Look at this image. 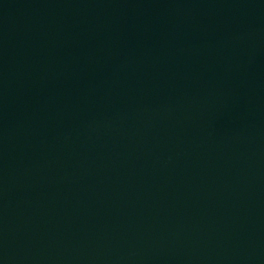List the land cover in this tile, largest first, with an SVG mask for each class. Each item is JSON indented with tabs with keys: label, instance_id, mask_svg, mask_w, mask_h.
<instances>
[{
	"label": "water",
	"instance_id": "obj_1",
	"mask_svg": "<svg viewBox=\"0 0 264 264\" xmlns=\"http://www.w3.org/2000/svg\"><path fill=\"white\" fill-rule=\"evenodd\" d=\"M0 264H264V0H0Z\"/></svg>",
	"mask_w": 264,
	"mask_h": 264
}]
</instances>
